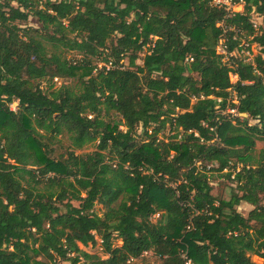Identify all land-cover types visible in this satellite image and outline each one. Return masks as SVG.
Instances as JSON below:
<instances>
[{
  "label": "trees",
  "instance_id": "1",
  "mask_svg": "<svg viewBox=\"0 0 264 264\" xmlns=\"http://www.w3.org/2000/svg\"><path fill=\"white\" fill-rule=\"evenodd\" d=\"M213 1L0 0V264L264 260V57L230 56L264 48V0Z\"/></svg>",
  "mask_w": 264,
  "mask_h": 264
},
{
  "label": "rangeland",
  "instance_id": "2",
  "mask_svg": "<svg viewBox=\"0 0 264 264\" xmlns=\"http://www.w3.org/2000/svg\"><path fill=\"white\" fill-rule=\"evenodd\" d=\"M44 1V0H42ZM53 1H57V0H53ZM14 6H18V4L16 2H14ZM240 9V8H239ZM241 10V9H240ZM244 11V10H243ZM251 20L252 22L255 24L256 27H263V19L256 13H253L251 15ZM27 25H30L32 27L38 28L39 24L37 23L36 19L31 17L27 23ZM251 39V38H248ZM246 42V41H243ZM246 45H248V43H245ZM219 53L223 54V51H219ZM224 55H228V54H224ZM258 55H262L264 57V48L258 46L257 44H253L251 46V50H244V51H234L232 54H230V56L233 57H237L239 59L244 60L245 63H251L255 60V57ZM67 57L70 60H77L79 59L76 55H74L73 53H69L67 55ZM144 57V53L141 54V59L138 61V63L141 65L142 64V58ZM229 60V58H225V61ZM126 65H128V62L125 61ZM103 63H99V67H103ZM231 81L233 83H235L237 81V77L236 76H231ZM61 82V81H60ZM59 81H55L56 86H60L61 83ZM44 88H47V84H43ZM17 104H13L11 107L13 110L17 109ZM236 115L238 117H247L244 115H239L236 112ZM251 124H255V121L250 120ZM123 129V128H122ZM141 132V130H139V133ZM173 135L172 132H170L169 129L165 130L164 132H161V134L159 135V139L164 141L167 140V137ZM59 139H61L63 141V143H65L66 145H71L73 143L74 140V136L73 134L67 130L64 126H62L60 134H59ZM264 149V142H257L256 144V148H255V153L258 154L260 152V150ZM95 150V146L94 145H88L86 146L83 150H79L76 153L81 155V154H85V153H91ZM217 175V174H216ZM218 176V177H217ZM215 177V180L213 181V187H214V194L218 197L221 198H225V199H229L231 196L232 191L234 190V185H232L231 183H229L225 177L217 175ZM77 204V203H75ZM253 209L252 206H250L247 203H242L239 207H238V211L243 214L244 216H248L249 212ZM95 210L97 211L98 214H103L105 212L104 207L100 204H98L95 208ZM159 219V215H156L153 217L154 221H157ZM116 246H121L122 242L120 240H117L115 242ZM80 249L91 254V255H97L99 256L101 259H107L108 255L104 252V249L102 247V242L101 240L97 237V242L96 244L92 245H88L87 247L83 246V245H79ZM38 260H41V258H39ZM147 261L150 264H159L157 258L154 256V254L152 252H147L143 255L142 258L134 260L132 262V264H142L143 261ZM252 261L255 262L256 264H264V260L259 259L258 257L252 256Z\"/></svg>",
  "mask_w": 264,
  "mask_h": 264
},
{
  "label": "built area",
  "instance_id": "3",
  "mask_svg": "<svg viewBox=\"0 0 264 264\" xmlns=\"http://www.w3.org/2000/svg\"><path fill=\"white\" fill-rule=\"evenodd\" d=\"M213 5L218 7V8L224 9L231 16H233L236 13H242L244 10V5L242 4V2H241V4H236L232 0H214ZM224 42H225V40L221 41V45H220L218 51H223V54H228L226 52L225 48L223 47ZM244 50H248V45H246L245 43H243V49L241 51H244ZM55 81H58V79H56ZM229 113L236 115L235 110H230ZM133 261L134 260H132V262ZM186 264H192V261L190 259H187Z\"/></svg>",
  "mask_w": 264,
  "mask_h": 264
}]
</instances>
